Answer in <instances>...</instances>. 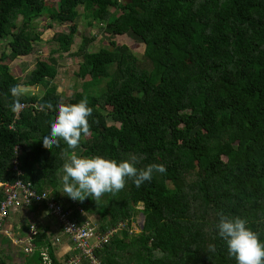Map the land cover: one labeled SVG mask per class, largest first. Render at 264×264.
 Listing matches in <instances>:
<instances>
[{
  "label": "trees",
  "instance_id": "trees-1",
  "mask_svg": "<svg viewBox=\"0 0 264 264\" xmlns=\"http://www.w3.org/2000/svg\"><path fill=\"white\" fill-rule=\"evenodd\" d=\"M80 8L88 25L77 54L82 88L70 99L59 94L52 84L57 61L39 60L25 87L42 86L44 94L24 89L13 97L10 88L21 84L10 63L39 52L35 20L48 19L49 29L69 24V33L54 37L58 51L69 53ZM98 23L113 39L137 38L143 61L115 41L92 51ZM0 39L9 47L0 56V184L31 182L63 205L83 208L85 216H73L79 224L89 220L94 197L67 202L61 193L62 166L74 150L41 140L57 103L83 98L92 115L78 156L136 155L138 168L166 167L139 188L128 179L119 206L100 210L109 217L98 224L101 234L125 224L97 251L101 264H236L216 229L221 213L246 218L264 241V0H0ZM100 86L99 94L91 90ZM16 99L22 108L12 111ZM110 194L103 197L112 203ZM139 214L144 224L135 235ZM24 258L45 264L40 253Z\"/></svg>",
  "mask_w": 264,
  "mask_h": 264
},
{
  "label": "clouds",
  "instance_id": "clouds-1",
  "mask_svg": "<svg viewBox=\"0 0 264 264\" xmlns=\"http://www.w3.org/2000/svg\"><path fill=\"white\" fill-rule=\"evenodd\" d=\"M13 97L23 93L21 85L10 88ZM51 108V105H48ZM22 104L19 99L11 105L12 111H19ZM92 108L87 98L76 104L56 105L55 119L50 122V130L41 140L45 147H57L63 141L68 149L78 148L82 134L90 131L89 117ZM140 157L130 155L127 159L116 160L107 156H78L73 151L62 166V187L68 198L84 201L87 198L99 199L104 193H115L125 188L131 179L137 188L153 179L154 173H165L163 164H150L138 168ZM79 206V205H78ZM218 235L224 240L228 254L236 264H264V241L249 226L246 218L221 213L216 224ZM214 251V246L212 248Z\"/></svg>",
  "mask_w": 264,
  "mask_h": 264
},
{
  "label": "rangeland",
  "instance_id": "rangeland-1",
  "mask_svg": "<svg viewBox=\"0 0 264 264\" xmlns=\"http://www.w3.org/2000/svg\"><path fill=\"white\" fill-rule=\"evenodd\" d=\"M51 3L52 2H49V4ZM115 10L116 8H112L111 9L112 13H114ZM79 11H80V17L76 20V24L78 25V32L75 35L74 44L69 53L58 51L59 45L54 41V37L58 33H62V32L69 33L70 31L69 24H65V25L56 24L51 29H49L48 25H50V21H48V19L38 18L35 20V24H34L35 33H38L40 35L37 42H35L36 44L34 43L36 45L35 47H37L39 50L38 54L30 57H21L13 63L7 61V63H10V69L12 73H14L19 78V82L23 87V90L25 89L28 90V92L31 91L32 93H35L38 96H42L45 92L44 87L38 86L36 88L29 89L26 88L25 85L30 79L32 72L36 68V63L39 60L50 64L54 59L57 61L56 63L58 68V74L55 80L52 82V84L57 87L58 93L70 99L71 97H74L75 93L82 88L84 80L77 75V73H79L80 70L82 57L77 54L83 42L84 36H86V34L88 33L86 29L88 25H87V17L84 14V8H80ZM22 20H23L22 17H20L18 24H21ZM91 30L93 31L94 34H98L97 43L91 46L92 51H98L101 48H105V47L107 48L110 46L111 42L115 41L118 43L119 46L121 45L128 46L132 54L138 60L143 61L145 49L143 45L138 43L137 38H133L132 36H124V37H116L113 39L104 32V30L102 29V24L100 23H98V26L92 28ZM6 50L9 52L8 40L0 39V56ZM91 90L95 91L97 94L102 92L101 86ZM74 151L77 155H79L80 153L79 148H76ZM72 153L73 152H71L69 156H71ZM127 190H128V184L126 182L124 192L127 193ZM121 192L123 191L120 190L119 192L110 194V197L112 198L111 199L112 203L109 202L108 200L109 198L108 199L104 198L103 197L104 195H102L99 199H96L94 197V203L96 204V207L93 210H91L90 212L91 215L89 218L90 222L93 225H96V227L98 228L100 224H103V221H107L109 219V217H105L104 220L100 215V210H104V209L109 210V208L115 209L116 207H118L120 202L123 200L125 196V194H121ZM61 193L63 197L67 195L66 193L63 192V187L61 188ZM61 203L63 204L64 202L62 201ZM136 220L137 223L134 224L131 233L138 235L141 232L140 227H142L144 221H143V217L140 214L137 216ZM114 253L116 254V249H114ZM122 255L123 254H120L119 256ZM122 257H120V262L121 260H123ZM125 257H127V255ZM123 264H125L124 260H123Z\"/></svg>",
  "mask_w": 264,
  "mask_h": 264
},
{
  "label": "built area",
  "instance_id": "built-area-1",
  "mask_svg": "<svg viewBox=\"0 0 264 264\" xmlns=\"http://www.w3.org/2000/svg\"><path fill=\"white\" fill-rule=\"evenodd\" d=\"M117 1L119 4H123L128 0ZM16 166L19 175H21L18 163ZM0 187L4 191V200L0 205V235H8L5 223L11 211L33 205H43L46 213L57 221L62 233L70 239L75 250L80 254V256L78 254L61 264H81V260H88L91 264H101L97 257V251L102 250L125 227L124 223H120L116 228L101 234L90 220L79 224V221L73 216L85 215L75 202L69 206L63 205L55 199L52 193L37 191L31 182L26 183L19 180L14 184H0ZM43 259L45 264H53L47 253L43 255Z\"/></svg>",
  "mask_w": 264,
  "mask_h": 264
},
{
  "label": "crops",
  "instance_id": "crops-1",
  "mask_svg": "<svg viewBox=\"0 0 264 264\" xmlns=\"http://www.w3.org/2000/svg\"><path fill=\"white\" fill-rule=\"evenodd\" d=\"M70 200L67 198V202ZM5 224L8 235L0 238V255L6 264H23L24 255L31 256L34 253L42 256L47 253L52 262L51 252L58 262L78 255L73 243L62 233L57 221L46 213L44 207L33 205L14 209Z\"/></svg>",
  "mask_w": 264,
  "mask_h": 264
},
{
  "label": "water",
  "instance_id": "water-1",
  "mask_svg": "<svg viewBox=\"0 0 264 264\" xmlns=\"http://www.w3.org/2000/svg\"><path fill=\"white\" fill-rule=\"evenodd\" d=\"M143 221H144V219H143Z\"/></svg>",
  "mask_w": 264,
  "mask_h": 264
}]
</instances>
